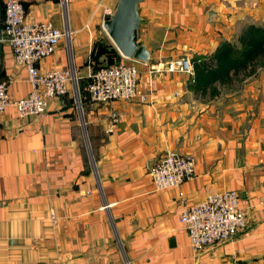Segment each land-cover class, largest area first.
I'll return each instance as SVG.
<instances>
[{"label":"crops","instance_id":"crops-1","mask_svg":"<svg viewBox=\"0 0 264 264\" xmlns=\"http://www.w3.org/2000/svg\"><path fill=\"white\" fill-rule=\"evenodd\" d=\"M0 80L13 98L30 86L2 33ZM26 21L66 30L39 71L71 68L73 82L38 117L0 115V264H264V59L197 96L192 73L167 61L205 57L264 23V0H141L134 39L146 62L122 57L102 28L116 0H20ZM108 59L135 63L144 102H91L84 83ZM151 71V73H150ZM109 111L118 119L110 124ZM166 152L189 155L194 176L155 191L151 164ZM233 189L244 228L194 253L178 212Z\"/></svg>","mask_w":264,"mask_h":264},{"label":"built area","instance_id":"built-area-1","mask_svg":"<svg viewBox=\"0 0 264 264\" xmlns=\"http://www.w3.org/2000/svg\"><path fill=\"white\" fill-rule=\"evenodd\" d=\"M113 11V8H104V15L109 17ZM2 33L15 63L23 67L30 89L24 96L13 98L6 81L0 80V115L11 106L19 118L41 116L49 100L67 92L73 74L68 67L39 71L36 62L50 55L57 42L68 37V32L55 28L48 21H26L20 0H4ZM164 68L167 72L191 74L187 57L169 60ZM83 89L88 99L97 104L117 100L144 103L149 99V92L138 85L136 67L126 61H116L91 71ZM107 117L110 124L117 122L116 112L109 111ZM148 175L155 191L177 188L194 176V160L189 155L166 152L151 164ZM177 218L191 251L199 253L221 241L233 240L244 228L245 210L237 192L225 189L208 194L202 201L183 205Z\"/></svg>","mask_w":264,"mask_h":264},{"label":"trees","instance_id":"trees-1","mask_svg":"<svg viewBox=\"0 0 264 264\" xmlns=\"http://www.w3.org/2000/svg\"><path fill=\"white\" fill-rule=\"evenodd\" d=\"M111 52H115L111 47L97 48V53H104L107 61L106 64L96 66L93 71L113 63L108 59ZM263 59L264 23L261 25L249 24L237 36L236 43L222 42L211 55L189 59L192 73V91L200 97L207 93L210 97L216 96L218 94L216 82L224 83L229 73L258 65L257 63Z\"/></svg>","mask_w":264,"mask_h":264},{"label":"water","instance_id":"water-1","mask_svg":"<svg viewBox=\"0 0 264 264\" xmlns=\"http://www.w3.org/2000/svg\"><path fill=\"white\" fill-rule=\"evenodd\" d=\"M140 1L116 0L114 11L102 22V28L122 57L146 62L149 56L147 49L134 39V31L140 22L136 4Z\"/></svg>","mask_w":264,"mask_h":264},{"label":"rangeland","instance_id":"rangeland-1","mask_svg":"<svg viewBox=\"0 0 264 264\" xmlns=\"http://www.w3.org/2000/svg\"><path fill=\"white\" fill-rule=\"evenodd\" d=\"M189 59V58H188ZM135 66V63H132Z\"/></svg>","mask_w":264,"mask_h":264}]
</instances>
